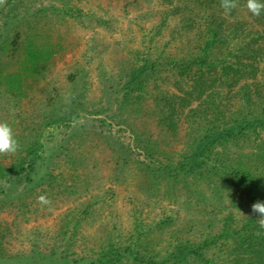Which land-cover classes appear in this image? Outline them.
<instances>
[{
	"label": "trees",
	"instance_id": "trees-1",
	"mask_svg": "<svg viewBox=\"0 0 264 264\" xmlns=\"http://www.w3.org/2000/svg\"><path fill=\"white\" fill-rule=\"evenodd\" d=\"M175 1L177 4L162 0L173 6L162 15L160 24L143 34L148 44L140 64L121 72L125 81L111 84V77L106 79L102 74L100 80L111 84L105 105L87 110L75 89L67 98L66 109L48 103L49 111L31 126L29 138L14 135L20 147L15 154L0 155V184L23 179L30 186L24 193L55 185L52 158L61 155L65 165L72 168L75 160L70 155L69 142L76 132L84 133L78 121L90 119L98 128L115 125L118 135L113 141L106 136L105 142L109 147H119L121 167L134 169L138 190L158 195L163 186L169 200L174 197L176 185H181L187 207L200 206L203 211L212 207L207 212L212 218H207L202 231L189 223L183 235L171 233L163 252L154 248L160 240L150 238L153 228H144L140 217L135 216L124 233L115 234L114 227L104 230L103 237L87 251L72 253L80 223L91 216L98 202L92 197V201L78 204L60 219L56 234L62 243L59 252L52 248L38 262L31 259L28 263L16 256L0 260V264H264V230L258 228V216L251 211L254 203L264 202V142L254 147V153L245 154V159L231 156L230 147H239L264 133V85L254 82L258 77L264 80V12L254 17L246 8V0H237L238 7L229 14L220 7L221 0ZM19 5L20 0H7L0 8V78L15 68L22 72L8 77V94L19 90L17 83L23 77L40 73L38 64L43 67L56 52V45L46 42L42 35L22 39L19 29L28 22L25 14L36 20L45 10L33 14L24 7L20 10ZM50 10L57 14L55 9ZM243 11L247 17H241ZM178 14L182 15L181 27L194 34H178L173 28L170 35L177 33V37L156 48L152 46L153 39L162 36L163 24ZM3 30L11 31V36L2 34ZM76 74L69 80L74 77L80 82V72ZM144 118L153 120V132L145 128ZM180 125L186 141L183 149L176 151L173 144ZM56 131L61 134L58 138ZM124 132L128 142L122 140ZM6 160L8 164H4ZM76 166L79 167L77 162ZM118 167L119 162L116 170ZM204 187L213 198L204 194ZM66 190L69 188L63 189ZM221 192L234 205L236 200L246 198L249 215L240 222L228 211L219 219L213 218L223 210V206H216ZM214 199L213 204L207 203ZM171 221L167 214L155 222L154 228L161 232ZM257 231L262 234L256 235ZM222 250L224 257L218 255Z\"/></svg>",
	"mask_w": 264,
	"mask_h": 264
},
{
	"label": "rangeland",
	"instance_id": "rangeland-1",
	"mask_svg": "<svg viewBox=\"0 0 264 264\" xmlns=\"http://www.w3.org/2000/svg\"><path fill=\"white\" fill-rule=\"evenodd\" d=\"M6 1L0 4V8ZM173 4H177L175 0ZM173 4L167 6L162 0H20V10L24 7L33 14L45 10L41 18L36 20L25 14L28 22L21 24L19 29L22 39L28 38V35H42L46 42L48 40L51 45H56V52L46 65L40 67L41 64H38L36 69L40 73H34L28 79L23 77L17 83L19 90L11 94H8L7 89L8 77L22 72L15 68L1 76L0 122H7L15 136L29 138L31 126L40 122L44 113L49 111L47 105H60V109H66L75 89L79 90L77 93L82 96L81 103L87 110L96 109L100 104L105 105L112 81L122 84L126 79L122 73L130 65L140 64L144 46L148 44L143 34L160 24L162 15L170 11ZM51 8L57 11L56 15L51 14ZM78 11L80 13H76ZM194 11L200 14L198 10ZM243 15H247L246 11L242 12L241 17ZM181 16L178 14L168 18L160 32L162 36L153 39L152 46L156 48L161 43L171 42L173 36L175 38L177 33L183 31L194 34L181 27ZM173 28L177 29V33L170 35ZM2 34L11 36L12 32L3 30ZM40 45L43 44H37ZM21 53L24 57L23 51ZM76 72H80V82L75 81ZM102 74L106 79L111 77V84L101 81ZM70 76H74L71 81ZM254 82L264 85L261 77ZM142 122L145 128L153 132V120L144 118ZM78 123L84 126V133L76 132L69 142L70 155L75 160L72 168L65 165V157L61 155L51 160L55 185H43L24 193L30 186L23 179L0 184V260L7 261L17 256L28 260V263L31 259L38 262L52 248L59 252L62 243L56 239V234L61 226L60 219L65 213H71L78 204L92 201V197L98 202L91 216L80 223L79 238L71 248L72 253L87 251L99 237H103L104 230L109 231L114 227L115 234L118 231L124 233L135 216L140 217L144 228H153L150 238L160 240L154 244V248L160 252L168 244L171 233L183 235L182 231L187 230V224L191 223L202 231L207 218H212L207 215L212 207L204 211L200 206L188 208L181 185H176L172 192L174 197L169 200L163 194V186L157 192L158 195L138 190L134 169L128 167L130 172L121 167L123 157L119 147H109L105 142L108 139L106 136L110 135L113 141L118 135L115 125L111 128H98L97 123L92 124L90 119H80ZM182 128L180 125L176 143L173 144L176 151L182 150L186 141ZM61 130L68 132V129ZM59 133L56 131L54 135H58V138L61 135ZM121 135L123 142L129 141L125 132ZM249 139L251 141L242 142L239 147L230 146L233 151L231 156L245 159V154L254 153L255 146L263 145L264 133L258 139ZM118 162L119 170H116ZM4 164H8V160ZM65 188H69V191H63ZM203 189L207 197L213 198L208 189ZM40 196H46L51 203H40ZM226 198L225 192H221L216 206H223V210L222 213L214 214L213 218L219 219L228 211L240 222L249 215L246 198L236 200V205L229 203ZM214 202L215 199L207 203ZM167 214L172 217L170 226L161 232L155 230V222ZM214 252L217 253L216 250ZM223 253L224 250L218 252V255L224 257Z\"/></svg>",
	"mask_w": 264,
	"mask_h": 264
},
{
	"label": "clouds",
	"instance_id": "clouds-1",
	"mask_svg": "<svg viewBox=\"0 0 264 264\" xmlns=\"http://www.w3.org/2000/svg\"><path fill=\"white\" fill-rule=\"evenodd\" d=\"M3 3L4 0H0V4ZM220 7L226 14H229L238 7L237 0H221ZM246 8L254 17H260L264 12V3H261L260 0H246ZM19 147L11 126L7 122H0V155L15 154ZM38 200L45 205L51 203L46 196H40ZM251 211L258 216L256 220L258 228L264 230V202L254 203L251 206ZM261 234L260 231L256 232L258 236Z\"/></svg>",
	"mask_w": 264,
	"mask_h": 264
}]
</instances>
